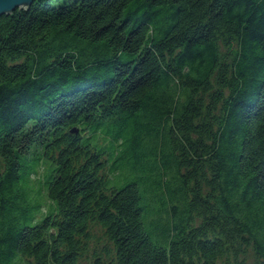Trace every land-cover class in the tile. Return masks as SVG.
I'll list each match as a JSON object with an SVG mask.
<instances>
[{"label": "trees", "instance_id": "16d2710c", "mask_svg": "<svg viewBox=\"0 0 264 264\" xmlns=\"http://www.w3.org/2000/svg\"><path fill=\"white\" fill-rule=\"evenodd\" d=\"M0 264H264V0L1 16Z\"/></svg>", "mask_w": 264, "mask_h": 264}, {"label": "water", "instance_id": "95a60500", "mask_svg": "<svg viewBox=\"0 0 264 264\" xmlns=\"http://www.w3.org/2000/svg\"><path fill=\"white\" fill-rule=\"evenodd\" d=\"M35 0H0V17L11 15L17 10H30ZM78 132V130H73Z\"/></svg>", "mask_w": 264, "mask_h": 264}, {"label": "rangeland", "instance_id": "374dc122", "mask_svg": "<svg viewBox=\"0 0 264 264\" xmlns=\"http://www.w3.org/2000/svg\"><path fill=\"white\" fill-rule=\"evenodd\" d=\"M120 174H121V176H120ZM120 174L119 173L113 174V176H112V182L114 184L122 185L126 181V178L130 176L128 171H124L123 173L120 172ZM119 176H120V178H119ZM100 234L101 233H99V232L96 233L97 236H99Z\"/></svg>", "mask_w": 264, "mask_h": 264}, {"label": "bare ground", "instance_id": "6f19581e", "mask_svg": "<svg viewBox=\"0 0 264 264\" xmlns=\"http://www.w3.org/2000/svg\"><path fill=\"white\" fill-rule=\"evenodd\" d=\"M16 12V11H15ZM14 13V12H13Z\"/></svg>", "mask_w": 264, "mask_h": 264}]
</instances>
